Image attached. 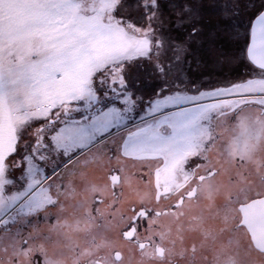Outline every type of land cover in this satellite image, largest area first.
I'll return each mask as SVG.
<instances>
[{"label":"snow or ice","instance_id":"snow-or-ice-1","mask_svg":"<svg viewBox=\"0 0 264 264\" xmlns=\"http://www.w3.org/2000/svg\"><path fill=\"white\" fill-rule=\"evenodd\" d=\"M0 264H264V0H0Z\"/></svg>","mask_w":264,"mask_h":264}]
</instances>
